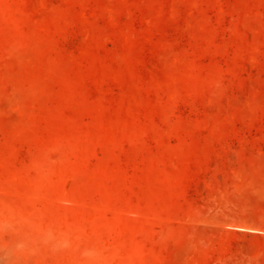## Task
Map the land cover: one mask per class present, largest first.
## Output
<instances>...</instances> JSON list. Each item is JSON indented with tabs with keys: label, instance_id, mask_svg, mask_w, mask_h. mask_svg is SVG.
Here are the masks:
<instances>
[{
	"label": "rangeland",
	"instance_id": "rangeland-1",
	"mask_svg": "<svg viewBox=\"0 0 264 264\" xmlns=\"http://www.w3.org/2000/svg\"><path fill=\"white\" fill-rule=\"evenodd\" d=\"M0 264H264V0H0Z\"/></svg>",
	"mask_w": 264,
	"mask_h": 264
}]
</instances>
